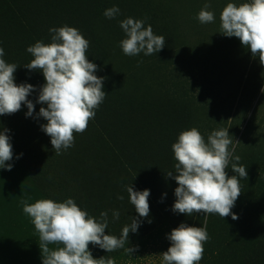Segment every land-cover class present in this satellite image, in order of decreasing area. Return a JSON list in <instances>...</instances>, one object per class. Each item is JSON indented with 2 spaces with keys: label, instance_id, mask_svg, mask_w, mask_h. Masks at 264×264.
I'll use <instances>...</instances> for the list:
<instances>
[{
  "label": "rangeland",
  "instance_id": "374dc122",
  "mask_svg": "<svg viewBox=\"0 0 264 264\" xmlns=\"http://www.w3.org/2000/svg\"><path fill=\"white\" fill-rule=\"evenodd\" d=\"M79 2L83 8L93 6ZM243 2L246 0H112L108 8L120 9L115 18L95 20L87 34L86 26L80 24L89 41L86 55L97 65L94 74L104 78L106 96L86 131L74 133L77 140L73 146L56 155L51 138L41 129L47 121L36 118L40 107H47L36 103L45 83L43 74L24 66L33 59L27 47L37 41L50 43L49 30L62 25L49 17L52 3L47 8L45 3L0 0L2 58L18 66L14 73L17 85L27 83L36 89L28 97L35 105L32 117H26L28 109L23 104L15 114L0 116V131L8 130L13 148V159L6 162L13 165L12 169L0 168V264H42L39 236L23 212L22 200L64 202L71 198L97 220L106 211L109 224L105 234L119 237L130 218H138L126 190L130 185L136 191L150 190L149 217L140 218L137 232L129 233L128 247L136 251L131 256L123 249L107 253L92 244L89 250L93 258L111 257L116 264H161L159 254L170 247L167 237L173 229L181 223L204 226L205 214L188 216L172 210L178 185L166 175L175 171L172 145L182 131L193 127L205 140L212 131L228 129L234 155L240 157L239 164L248 173L247 179L238 177L241 195L231 210L238 219L207 214L209 238L199 264H264V65L238 38L219 33L223 8L227 3L239 6ZM205 3L211 5L209 11L215 19L201 24L196 17ZM98 7L104 9L100 3ZM129 17L142 20L145 28L151 25L155 35L164 36L163 49L150 56L143 52L125 55L119 46L126 38L120 22ZM108 129L122 141L121 154L126 155L120 160L115 153L110 154L109 141L98 138H106ZM162 140L165 144H161L156 160L141 164L136 172L126 170L124 160L131 157L134 167L146 144ZM84 148L96 149L92 155L99 153L93 156L96 161L89 169L98 173L107 169V177L98 174L89 180L80 171L87 169L88 163L77 166L74 158L70 160L73 151L80 153ZM49 151L59 164L52 162ZM226 172L229 177L235 175L231 162ZM113 211H119L118 220L113 219Z\"/></svg>",
  "mask_w": 264,
  "mask_h": 264
},
{
  "label": "clouds",
  "instance_id": "9594fccd",
  "mask_svg": "<svg viewBox=\"0 0 264 264\" xmlns=\"http://www.w3.org/2000/svg\"><path fill=\"white\" fill-rule=\"evenodd\" d=\"M210 7L205 3L197 14L201 24L214 21ZM119 13V7L113 6L104 11V16L113 19ZM120 27L126 38L120 41L119 46L127 56L141 52L150 56L165 46V37L155 35L151 25L145 28L142 20L129 17L120 22ZM49 31L52 33L50 43L37 41L27 47L26 51L33 59L24 67L43 74L45 83L39 90L36 103L47 107H40L36 118L42 117L47 121L41 129L51 138L55 154L59 155L61 150L73 146L74 133L86 131L106 93L103 91L104 78L94 74L97 65L86 55L89 41L79 30L64 25ZM219 33L238 38L246 49H250L253 58L258 57L260 64L264 65V0H246L239 6L227 3L220 14ZM4 55V49L0 47V116L15 114L23 104L28 109L26 117H32L35 105L28 97L36 89L31 84L15 83L14 73L18 66L6 63L2 58ZM7 132V129L0 131V168L10 171L13 165L6 162L13 159V148ZM231 137L228 129L220 128L212 131L205 140L193 127L182 131L172 145L175 171L166 174L178 185L172 210L188 216L203 213L204 226L181 223L173 229L167 237L171 241L170 247L159 254L161 264H199L204 243L209 238L207 214H218L223 219L231 215L233 220L238 219L231 210L241 195L239 178L247 179L248 173L247 168L239 164L240 157L234 155ZM230 162L235 173L231 177L226 172ZM126 190L138 218H130L119 237L105 234L109 224L106 211L101 212L97 220L71 198L64 202L45 198L34 203L22 200L23 212L39 236L42 264H116L111 257L93 258L89 244L99 246L107 253L123 249L131 256L136 248L128 247L129 233L137 232L140 218L149 217L150 190L136 191L131 185L126 186ZM118 199L123 200L124 197L119 196ZM112 217L118 220L119 211H113ZM50 245L62 247L51 248Z\"/></svg>",
  "mask_w": 264,
  "mask_h": 264
},
{
  "label": "trees",
  "instance_id": "16d2710c",
  "mask_svg": "<svg viewBox=\"0 0 264 264\" xmlns=\"http://www.w3.org/2000/svg\"><path fill=\"white\" fill-rule=\"evenodd\" d=\"M25 1V0H23ZM30 5H33V4H46L47 5V8L50 7V4L52 3V6H53V9L50 11V19L52 21H54V23L56 25H73V26H76L79 28V32L83 35V32L84 30L82 29L81 25L80 24H84L86 26V34L90 31V26L91 24L94 23L95 20H102L103 19V16H104V11L106 9H108V5H112V0H84V2H89V3H92L93 6L92 8H88V7H85L83 8L81 3L79 2V0H26ZM55 3H60V6L57 7V5ZM98 3H100V5L104 6V9L103 8H99L98 7ZM107 3V4H106ZM40 8V7H39ZM48 10V9H47ZM72 21V23H71ZM78 22V23H77ZM73 23H76V24H73ZM75 27V28H76ZM177 116V115H175ZM176 118H180V117H176ZM174 120V118H173ZM177 120V119H176ZM175 121V120H174ZM109 130V129H108ZM115 133H113L112 131L109 130V134L106 138L102 137V136H99L98 138L100 140H104L106 139L107 141H109V146L112 147L111 149L113 151H111L109 148V152L110 154H116V156L118 157V159L120 160V157H121V150H122V141L119 139L118 141V137H115L114 136ZM77 139H74V141H76ZM86 141L87 139H84L83 140V144L86 145ZM81 143V141H80ZM81 143V144H82ZM161 144H165V141L163 142H157V141H150V143L146 144L144 147H143V150L144 152L143 153H139L138 155V163L135 164V166L133 167V162L134 160H131V157L130 159L128 160H124V167L126 168L127 171H137L138 168L141 169V164H147L148 162L151 163L152 162V159L153 160H156L155 157L158 156V150L159 148L161 147ZM124 145L127 147L128 149V146L126 145V142L124 141ZM149 146V148H148ZM90 148V147H89ZM91 149V148H90ZM90 149H83V151H85L83 153L80 152V153H76L73 151V153L70 155L71 157V161L73 160L74 158V161H75V165H79V162H83L87 165H85L84 168H87V169H83V170H80L82 172V175L87 178V179H94L95 177H97L98 174H100L101 177H107L109 173H107V169L102 171V172H95V171H92L90 170L89 168L94 164V161H96V159L93 158V156H96V155H99L96 154V155H92V152L94 150H90ZM149 149V150H148ZM157 150V151H156ZM53 151L55 152V150L53 149ZM92 151V152H91ZM147 151H149V153H147ZM82 154V159L79 160L78 156ZM49 155H52V162L54 164H59L57 161H55V154L53 155L52 152L49 151ZM126 153L124 152V154L122 156H125ZM77 157V158H76ZM58 158V157H57ZM151 158V159H150ZM77 159V160H76ZM59 160V159H58ZM88 160V162H86ZM133 161V162H132ZM151 161V162H150ZM121 162V161H120ZM123 163V162H121ZM71 165H69L68 167L70 168ZM69 172V171H68ZM138 177L141 181V176L139 174H137ZM77 176H79L77 174ZM163 177V172L162 170L159 169V178ZM67 178V177H65ZM70 178V177H69ZM70 183V182H69ZM71 185H76L74 183H71ZM74 193H78V192H74Z\"/></svg>",
  "mask_w": 264,
  "mask_h": 264
}]
</instances>
